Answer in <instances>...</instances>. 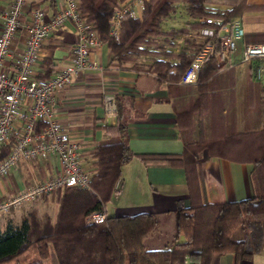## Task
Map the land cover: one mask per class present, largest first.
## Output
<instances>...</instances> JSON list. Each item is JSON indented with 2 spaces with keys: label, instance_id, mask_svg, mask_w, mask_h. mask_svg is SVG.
Wrapping results in <instances>:
<instances>
[{
  "label": "trees",
  "instance_id": "trees-1",
  "mask_svg": "<svg viewBox=\"0 0 264 264\" xmlns=\"http://www.w3.org/2000/svg\"><path fill=\"white\" fill-rule=\"evenodd\" d=\"M124 0H79L86 21L92 23L107 42L111 62L123 65L148 55L147 64H133L137 70L154 73L160 81L173 86L177 94L173 106L179 135L183 142L179 153H135L127 142V121L122 106L114 124L105 123L108 138L91 148L95 157L88 188L64 186L56 190V211L52 216L32 206L24 210L18 224L8 223L0 230V264H211L216 254L233 253L250 258L260 249L264 238V86L253 78L251 60L220 63L222 49L218 34L204 36L201 18L220 17L217 31L255 6L246 0H233L230 8L213 9L209 0H146L140 17L126 15L121 35L109 34L112 12ZM183 2L192 20L185 25L165 29L163 20ZM180 39L177 48H170ZM244 40L264 42V31L244 33ZM165 43V44H164ZM210 45L195 83H181L180 76L192 60ZM247 65V73L237 79V66ZM48 77L53 63L45 61ZM232 75L234 78L232 79ZM230 76V77H229ZM233 80V81H232ZM232 82V83H231ZM240 111L252 118L237 127V103ZM44 122H37L39 130ZM12 141V138H11ZM0 148V158L10 142ZM236 151H228V150ZM226 156L249 161L255 193L238 200L206 201L200 186L199 158ZM134 155L144 161L182 167L185 172L189 204L181 201L174 211V231L162 247L150 248L146 240L159 230L160 218L153 212L134 214L107 213L104 221L88 223L85 216L105 210L106 203L120 190L118 182L123 165ZM47 196V195H45ZM38 198V197H37ZM36 199V198H35ZM241 227L244 237L231 238Z\"/></svg>",
  "mask_w": 264,
  "mask_h": 264
},
{
  "label": "crops",
  "instance_id": "crops-1",
  "mask_svg": "<svg viewBox=\"0 0 264 264\" xmlns=\"http://www.w3.org/2000/svg\"><path fill=\"white\" fill-rule=\"evenodd\" d=\"M9 1L0 0V9L6 8ZM232 2L233 0H209L207 4L213 9H224L230 8ZM246 2L255 6L254 9L244 11L235 19L241 22L244 33L264 31V0H246ZM60 3L61 0H27L25 12L30 7L37 6L50 16L60 7ZM25 16L26 14L23 13L22 19ZM188 20L192 18L189 16L186 22ZM1 21L0 17V27ZM162 27L171 28L164 27L163 23ZM174 40L176 41L174 48H177L180 40ZM75 41L76 31L72 23H64L45 38L36 64L37 71L45 72L46 60L53 63L54 69L51 74L69 64ZM245 43L244 34L236 39L234 61L242 60L241 52ZM23 46L24 34L21 32L13 40V55L19 54ZM90 57L97 60L102 68L79 70L73 75L70 83L56 92L54 102L55 117L65 127L70 137L78 142L83 160L95 161V157H92L88 151L109 137L103 128L104 124L116 122V119L111 121L104 117L101 100L105 91L113 92L117 104L122 106L123 115L127 121V142L135 153L181 152L183 142L179 135L173 106V98L178 90L166 81H160L154 73L132 67L134 63L147 64L148 55L119 65L115 61L111 62L108 44L103 40V43L92 51ZM249 60L253 64V78L259 80L264 86V57ZM6 64L12 67L11 56L7 58ZM247 68L244 63L237 66V79L243 78ZM234 100L237 103V127H240L252 118L240 111V97H235ZM19 131V128H15L13 134ZM132 161H135L133 162L135 168L131 164ZM57 166L58 160L54 156L50 160H22L10 170L7 178L0 180V199L45 177ZM199 167L203 199L208 202L238 200L253 196L255 193L251 178L253 165L249 161H240L226 156H210L205 150L199 158ZM122 169V175L126 169H129V182L126 184L127 181H124L121 176L117 184L119 188L129 186L132 200L130 204L120 207L115 214L153 212L159 216L161 222L165 215H171L174 219L178 202L189 204L186 177L182 167L146 162L140 156L134 155ZM55 206L53 202V208ZM106 212L108 213L107 208ZM6 213L3 214L6 215ZM9 220L10 218L7 217L6 223L0 224V230H4L8 223H12ZM243 237L242 228L236 227L232 230V239L240 240ZM211 264H264V238L260 249L250 258H236L233 253L216 254Z\"/></svg>",
  "mask_w": 264,
  "mask_h": 264
},
{
  "label": "built area",
  "instance_id": "built-area-1",
  "mask_svg": "<svg viewBox=\"0 0 264 264\" xmlns=\"http://www.w3.org/2000/svg\"><path fill=\"white\" fill-rule=\"evenodd\" d=\"M27 0H10L3 10L0 27V148L10 142L8 153L0 158V180L8 177L10 170L22 160H58V166L45 177L0 199V215L18 207L24 202L48 195L64 186L88 188L93 174V160L84 161L79 144L73 140L65 127L55 117L56 92L70 83L79 70L101 69V64L91 59V53L103 40L86 21L80 10L79 0H61L60 7L50 16L37 6L25 12ZM146 0H124L112 12L109 19V34L115 39L121 35L122 21L126 15L140 17ZM26 16L22 19V14ZM206 23L200 33L204 36L218 34L222 49L218 54L220 63H233L236 39L242 37L244 29L238 19L225 24L217 31L220 17L205 16ZM72 23L76 41L72 47L69 64L57 69L48 77H40L36 68L42 44L49 35L64 23ZM24 34V46L19 54L13 55V40ZM210 45H207L184 69L179 81L195 83L200 67ZM12 57V67L6 64ZM264 57V42L245 43L241 59ZM104 117L115 120L118 114L116 96L105 91L101 100ZM37 122L44 125L35 130ZM19 128L17 134L13 130ZM107 217L105 210H95L85 216L88 223L101 222Z\"/></svg>",
  "mask_w": 264,
  "mask_h": 264
},
{
  "label": "rangeland",
  "instance_id": "rangeland-1",
  "mask_svg": "<svg viewBox=\"0 0 264 264\" xmlns=\"http://www.w3.org/2000/svg\"><path fill=\"white\" fill-rule=\"evenodd\" d=\"M188 17H189V14L187 13L185 9L184 3L180 2L177 4L175 11L170 13V15L165 18V20L163 21V26L164 27H172V26L178 27V26L185 25L186 24L185 22L188 19ZM174 42L176 43L175 40ZM174 47L175 45L171 46L170 48L173 49ZM133 160H137V159H133ZM133 162L135 161H132L131 164L133 168H135V165H134L135 163ZM129 174H130L129 169H126V171L122 175L123 180L127 181L126 184H128L129 182V179H128ZM130 192L131 191L128 185H125V188H122L121 186L120 190L117 192L115 197H113L112 200L106 203V208L108 209V213L114 214L117 211H119L118 209L120 207L130 204L132 200V194ZM10 194H7L4 197H7ZM55 194H56V191L48 194L47 196L43 195L31 201L24 202L16 208H13V209L11 208L12 210L8 211L6 215L1 214L0 224L6 223L7 217L10 218L9 221L12 222L13 224L20 223L21 215L24 212V210L34 205L36 206V208H38V210L41 213L43 211H48L52 216H54L55 211H56V206L55 208H53V202L56 204ZM173 231H174L173 218L171 217V215H165L161 219L158 232L153 237H150L146 240L147 246L150 248L162 247L164 244L170 241Z\"/></svg>",
  "mask_w": 264,
  "mask_h": 264
},
{
  "label": "water",
  "instance_id": "water-1",
  "mask_svg": "<svg viewBox=\"0 0 264 264\" xmlns=\"http://www.w3.org/2000/svg\"><path fill=\"white\" fill-rule=\"evenodd\" d=\"M186 264H188V263H186Z\"/></svg>",
  "mask_w": 264,
  "mask_h": 264
}]
</instances>
